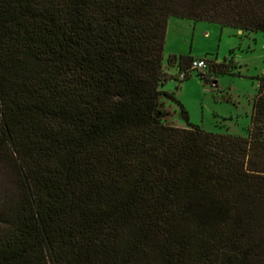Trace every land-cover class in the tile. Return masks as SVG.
Masks as SVG:
<instances>
[{
	"label": "trees",
	"instance_id": "obj_1",
	"mask_svg": "<svg viewBox=\"0 0 264 264\" xmlns=\"http://www.w3.org/2000/svg\"><path fill=\"white\" fill-rule=\"evenodd\" d=\"M172 16L264 32V0H0V264H264V73L245 136L190 123Z\"/></svg>",
	"mask_w": 264,
	"mask_h": 264
},
{
	"label": "rangeland",
	"instance_id": "obj_2",
	"mask_svg": "<svg viewBox=\"0 0 264 264\" xmlns=\"http://www.w3.org/2000/svg\"><path fill=\"white\" fill-rule=\"evenodd\" d=\"M175 55L208 56L224 62L227 72L219 73L210 64L208 70L202 71L206 81L198 70L190 69L186 72L189 77L180 79L178 61H169ZM163 57L164 69L172 77L160 89L182 103L190 123L216 133L246 135L258 77L264 73V32L172 16L167 24ZM162 100L163 108L169 111L166 121L185 126L179 105L167 97Z\"/></svg>",
	"mask_w": 264,
	"mask_h": 264
},
{
	"label": "built area",
	"instance_id": "obj_3",
	"mask_svg": "<svg viewBox=\"0 0 264 264\" xmlns=\"http://www.w3.org/2000/svg\"><path fill=\"white\" fill-rule=\"evenodd\" d=\"M191 69H198V70H206L207 69V62L203 58H195L192 60ZM181 76H184V72L181 73Z\"/></svg>",
	"mask_w": 264,
	"mask_h": 264
},
{
	"label": "crops",
	"instance_id": "obj_4",
	"mask_svg": "<svg viewBox=\"0 0 264 264\" xmlns=\"http://www.w3.org/2000/svg\"><path fill=\"white\" fill-rule=\"evenodd\" d=\"M169 21V20H168ZM217 60V59H216Z\"/></svg>",
	"mask_w": 264,
	"mask_h": 264
}]
</instances>
